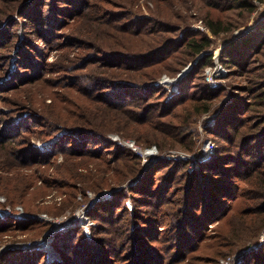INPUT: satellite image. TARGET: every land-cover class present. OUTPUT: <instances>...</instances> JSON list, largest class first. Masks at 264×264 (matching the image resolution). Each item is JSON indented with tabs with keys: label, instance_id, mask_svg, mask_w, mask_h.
<instances>
[{
	"label": "trees",
	"instance_id": "obj_1",
	"mask_svg": "<svg viewBox=\"0 0 264 264\" xmlns=\"http://www.w3.org/2000/svg\"><path fill=\"white\" fill-rule=\"evenodd\" d=\"M212 1L217 12L220 4L241 9L238 13L255 12L254 27L234 39L231 32L241 23L210 11L203 18L211 35L189 29L182 32L169 19L139 15L124 0H65V8H48L44 20L52 30L41 29L39 33L46 34L37 42L42 44L47 38L53 43L45 52L36 50L37 43L31 45L29 64L21 66L25 74L13 79L9 88L27 91V95L9 103L19 107L0 130V194L8 204H21L26 212H52L60 205L54 203V210L53 204L40 205L37 200L55 190L69 191L66 194L72 202L83 168L80 159L87 153L98 154L105 167L120 164L121 169L114 167L116 174L109 183L102 178L99 186L113 187L137 175L139 159L113 141L108 136L112 132L142 146L155 144L160 151L192 150L197 118L215 111L205 131L218 144L213 159L191 172L183 161L158 158L116 191L113 200L98 204L90 213L105 227L99 225L92 237L83 232L56 237L54 244L62 260L53 264H176L193 254L208 225L218 230L212 236L213 248L200 257L205 264H219L237 245L246 250L239 264H264V244L256 240L264 228V9L257 11L264 0ZM95 9L90 16L93 24L103 30L107 25L116 28L106 33L107 39L94 31L90 37L87 27L78 25ZM68 23L73 24L69 30ZM220 36L224 46L219 60L229 69L228 77L245 75L248 79V84L233 87L239 94L231 92L225 100L221 98L224 90L210 88L204 74L213 64L215 38ZM3 42L0 46L8 41ZM70 47L77 49L72 56ZM53 50L64 54L47 61ZM196 58L180 94L168 97L154 85L161 73L174 74ZM255 58L258 63L252 65ZM70 70L76 73H64L67 85L63 86L70 89L64 93L72 99L66 106L42 112L32 107L31 87L46 79L45 72ZM27 104L24 116L20 111ZM61 126L66 132L58 135ZM33 136L42 142L57 139L39 151L30 142ZM94 139L97 146L88 149ZM106 149L110 156L104 154ZM59 155L63 160L56 163ZM127 196L132 209L124 203ZM10 221L0 222V235L36 229L34 234L39 235L48 224ZM248 242L252 246L246 248ZM4 255L2 264H48L42 254L9 251Z\"/></svg>",
	"mask_w": 264,
	"mask_h": 264
},
{
	"label": "rangeland",
	"instance_id": "obj_2",
	"mask_svg": "<svg viewBox=\"0 0 264 264\" xmlns=\"http://www.w3.org/2000/svg\"><path fill=\"white\" fill-rule=\"evenodd\" d=\"M37 1L36 5H31L32 2ZM129 6L133 8L136 12H138L139 15H144L146 17H160L166 20H170L171 23L175 24L180 28V30L183 32L186 29L192 30V31H201L205 32L208 35L210 34V31L207 30V27L204 22V15L207 12L214 13V15H219L222 18H226L227 21H232V23H241L237 27L233 28L231 32L232 38H237L242 35H245L249 32L250 29H252L255 25V12H252L251 14H246L245 12L238 13V11H242L241 9L237 7H229L225 6V4H220L219 6L220 11H215L213 7H211V3H214L212 0H124ZM133 1V2H128ZM65 0H0V44L3 45V41H8L5 46H0V93L4 97L3 100L0 99V130L4 126V123L8 119H13L16 115L15 109L19 106H16L15 104L9 105V103L12 104V101H14L15 97H23L27 95V91L24 90H15V89H9L11 86V82L13 79H18L17 76L21 74H25L24 68H21V66H26V64H29V59L32 57L31 53V45L34 43L36 44V50H43L42 52H45L46 47L48 45H51L53 43V40H47V38H44L42 40V44L38 43V37L44 36L46 33H39L41 29H43L44 32H46L48 29L49 31L52 30V27L50 26L49 22L47 20L46 14L48 13V8L51 6L55 7H61L65 8L67 7L62 6V3H64ZM218 2H220L218 0ZM264 9V4L261 3V5L258 7V10ZM97 12L95 9L92 11H89L88 14L85 16V18L78 24L80 27L85 26L87 27L86 30L89 31V36L91 37L92 32L94 31L95 34L100 35L101 37H104V39H107L106 33L109 31L115 32L116 28L111 27L110 25L105 26V29L103 30V27H99L95 24H93L90 21V16ZM71 16V15H70ZM45 21L46 25L41 26ZM65 21V20H64ZM111 23V22H110ZM65 24V23H64ZM73 25L72 23H68V26L66 29L69 30V28ZM199 26H203L204 28H198ZM209 32V33H208ZM61 33V32H60ZM79 37L81 36L80 33H78ZM124 35V34H123ZM175 36V34H173ZM125 36V35H124ZM129 39H132L131 37L125 36ZM176 37V36H175ZM135 39V38H134ZM136 40V39H135ZM107 42V40H104ZM215 47L213 50V54L216 50L219 49V55L220 52L223 49V42L220 37L215 38ZM51 49V48H49ZM71 53L70 56H72V53L75 52L77 49L70 47ZM175 53V52H174ZM64 54L63 50H53L50 55L47 57V61H55L58 58L60 59L62 55ZM257 57V56H256ZM198 58V57H197ZM197 58L190 61L189 63L185 64L180 70L175 72L174 74H169L168 72H163L158 76V78L154 81V85L157 87L163 88L166 91V94L168 97H172L175 95H178L181 93V83L184 81V79L190 74V71L192 70L193 63L197 61ZM255 58L252 62V65L255 63H258V60ZM260 62V61H259ZM103 65V64H102ZM101 65V66H102ZM213 65V64H212ZM73 70L75 67L72 68ZM73 70H70L68 72H45L43 77H46V79H43L39 81L37 85L32 86L30 85L32 89V96H33V105L32 107L38 108L40 112L44 110H51L53 108H59L61 106L67 105V100L71 99L69 95H66L64 92L66 90H70L69 88L63 86L67 85L65 83L66 75H73ZM66 75H65V74ZM166 76L169 79H174L175 84L178 87L177 93L173 95H169L168 87L157 84V81H159L162 76ZM229 76V70L224 78V80L221 82V84L216 88H221L224 90L225 94H221L222 100H225L231 95L232 93H238L234 92V88L237 85H246L248 84V79L246 80L245 75H243L240 78H230ZM42 79V78H41ZM57 81L59 84H57ZM233 84L235 86H233ZM15 85H17V82L15 81ZM232 85V87L230 86ZM78 88V86L76 87ZM73 88V89H76ZM212 88V87H210ZM18 89V88H17ZM232 92V93H231ZM239 94V93H238ZM54 97H57L54 100ZM72 100V99H71ZM53 103L54 105L52 106ZM28 107L29 104H27L24 107L25 111H20V113H23L22 115L28 114ZM215 115V111L203 113L200 115L196 120L195 125V131L193 133V140H194V147L192 150H187L183 147H175L170 148L167 150L160 151L158 147L155 144H151L150 146H142L139 143L135 142L133 139L128 138H122L118 134L112 132L109 133L108 136L113 140L116 141L120 147H123L125 149H129L133 155H135L141 165V170L137 175H134L130 178H127L124 180L123 183L117 185L113 184V187H108L110 185H104L99 186V183L101 182L102 178L104 181L106 180L107 183H109L110 179H112V176L116 174V168L121 169L118 167L120 164H113V166H117L115 169L105 167L101 161L98 154L95 156V153L90 155L87 153L85 157L80 159V164L83 168H81V171L79 172L80 180L75 184V196L72 199L68 198L69 191L66 192V190H61L60 193H58L56 190L51 191V194L47 197L45 196L43 200L38 199L37 202L40 205H52L54 210L57 209V207L54 205L56 203L58 206L64 204L62 207L59 206V209L52 211V212H46L45 210L41 212H26L21 204H16L14 206L8 204L6 202V197L3 194H0V196L4 197L5 201L0 203L2 207H10L11 210H13L15 213L17 210L14 208L15 206H20L22 208V211L25 214L34 215L33 218H13L16 216H0V222L4 223L5 220H10V224L14 222H46L48 223L46 225V229L40 233L39 235H35L37 233L36 230H31V232H21L17 230H8L5 232V234L0 235V264L1 259L5 256L4 254L9 251H19L23 252L28 255L32 254H42L44 255V259L46 263L53 264L55 262H60L62 260V256L60 251L55 247L54 242L56 241V237L62 234H67L68 232H83L87 237H92V231H97L98 227H105L106 225L103 224V222L100 223V220L96 218L92 214V211H95V207L103 202H109L114 199V193L124 187L126 185L132 183L134 179L143 171L148 169L152 163H154L158 157H163L166 160L169 161H175L180 162L183 161L186 163V169L188 172L194 171L204 163H207L213 159V157L218 152V144L206 134L205 131V123L208 122L212 117ZM77 116V115H76ZM77 117H73V119H76ZM18 119H15L14 121H17ZM59 129H61L58 132V135H61L65 133L64 127L61 126ZM57 139V136L51 139L50 141L42 142L38 137L33 136L30 140L33 147L39 148V151L41 148L49 147L50 143H53ZM212 140L215 144V152L213 157L208 160L204 161L201 160V149L203 147V143L206 140ZM128 140L134 141L135 146L137 149H132L131 147L125 145L124 143ZM97 140L94 139L93 143L90 144V147L88 149H91L92 146H97L96 142ZM151 147H155V157L151 158V155H145L144 152L147 149H150ZM108 150L104 152L106 156H110ZM161 156V157H160ZM63 160V156L59 155L57 158L56 163H61ZM201 160V161H200ZM52 169V168H51ZM128 170V169H127ZM40 182H38L39 184ZM70 189V187H68ZM67 193V194H66ZM71 202V203H70ZM71 204L67 206V204ZM124 203L127 206L128 209H132V200L130 196H127L124 199ZM91 213V214H90ZM46 215V218L49 220L38 218L39 215ZM69 216V218L64 222L63 224L55 225L52 221L59 220L61 217ZM14 221V222H13ZM12 222V223H11ZM225 224V223H223ZM228 224V223H227ZM100 225V226H99ZM87 227L85 229L84 227ZM211 225H208L207 233L204 234L200 244L197 246V248L193 252V256H187L186 259H182L179 262H176V264H201V263H208L206 261H202L200 258L201 255H203L205 252L211 250L213 248L211 241L213 233H215L217 229L210 228ZM48 231V233H47ZM35 233V234H34ZM47 233L49 237V243L44 244V246H49L50 248H53L56 251V258L50 262L47 259V252L46 248H40L37 249L36 247L29 248L26 247L25 244L27 242L34 243L39 241L45 234ZM209 233V234H208ZM212 234V235H211ZM46 235V236H47ZM256 240L258 241V244H264V228H262L257 237ZM6 246V248H3V246ZM249 245V246H248ZM252 246L251 242L247 243V247ZM246 250L240 245H237L233 248V250L224 257H230V264H239V261L241 260V257L243 253ZM51 259V258H50ZM223 258H220V260ZM219 260V264H222Z\"/></svg>",
	"mask_w": 264,
	"mask_h": 264
},
{
	"label": "built area",
	"instance_id": "obj_3",
	"mask_svg": "<svg viewBox=\"0 0 264 264\" xmlns=\"http://www.w3.org/2000/svg\"><path fill=\"white\" fill-rule=\"evenodd\" d=\"M198 28L202 29L204 27L203 26H199ZM219 49L216 50L215 53L213 54V57H212L213 58V65L207 66L205 68V71H204L205 80L207 81L208 85L210 87H212V88H215V87H217V86H219L221 84V82L224 80V78L226 77V75L228 73V70H229L219 60V56H218L219 55ZM157 84H160V85L163 84L164 86L168 87V91H169V95L170 96L175 94V93H177V91H178V87L175 84L174 79H169L165 75L162 76V78L159 81H157ZM124 144L129 146V147H131L132 149H135V150L137 149V147L135 146L134 141L128 140ZM201 151H202V153H201V158L200 159L204 160V161L210 160L213 157L214 152H215V144H214V142L212 140H210V139L206 140L203 143V147H202ZM155 152H156L155 147H151L150 149H147L144 152V154L148 155V156L151 155V158H153L156 155ZM4 201H5L4 197L0 196V203H2ZM14 208L17 210L16 213L13 210H11L10 207H2L1 204H0V216H4V215L5 216H7V215L16 216V217H13V218H19V217L20 218H33L34 217V215L25 214L22 211V208L20 206H15ZM37 217L38 218L40 217L41 219L49 220L48 218H46V215H44V214L39 215ZM68 218H69V216L61 217L59 220H54L52 222L55 225H59V224H63L64 222H66V220ZM84 228L87 229L86 226ZM47 233H48V231H47ZM47 233L39 241L34 242V243L27 242L25 244V246L29 247V248L36 247L37 249L46 248L47 259L50 262H52L56 258V256H55L56 251L53 248H50L49 246H44V244L49 243V237H48L49 234L47 235ZM1 248L2 247H0V249ZM3 248H6V246L4 245ZM230 259H231L230 257H227L225 259L224 258L221 259L220 261H221L222 264H230Z\"/></svg>",
	"mask_w": 264,
	"mask_h": 264
}]
</instances>
